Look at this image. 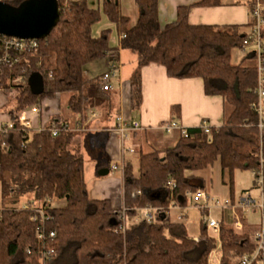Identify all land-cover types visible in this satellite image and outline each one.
<instances>
[{
	"label": "trees",
	"instance_id": "obj_1",
	"mask_svg": "<svg viewBox=\"0 0 264 264\" xmlns=\"http://www.w3.org/2000/svg\"><path fill=\"white\" fill-rule=\"evenodd\" d=\"M1 1L18 8L27 0ZM56 1L59 22L45 39L38 40L37 51L7 50L4 41L8 37L0 35V57L7 58L0 63V91L6 97L13 94L14 102L8 112L13 128L0 133V264H41L43 253L49 250L56 256L45 264H211L217 244L222 253L219 264H239L244 256H253L257 242L250 234L238 233L221 222L217 241L202 221L196 241L184 224L172 222L169 209L171 205L186 208L188 194L206 187L200 173L217 161L229 172L231 190L235 171L252 172L253 187H258L264 136L261 140L258 118L251 108L256 100L257 71L256 63H248L255 58L250 54L239 65L231 62L232 51L243 47L247 33L242 29L251 27L252 22L247 26L190 23L193 8L219 7L224 0L179 6L176 21L164 27L158 17V0H135L139 17L134 24L123 14L121 0H103L101 9L90 7L87 0ZM253 4V0L245 3L250 13ZM103 15L115 26L116 47L110 46L111 29L94 35L93 28ZM262 38L264 41V30ZM119 51L137 57L130 77L133 111L142 104L143 69L159 65L169 78L201 79L207 96L222 97L225 119L209 133L201 127L187 129L186 135L179 133L173 147L140 152L137 177L131 163L125 164L124 208L114 209L110 200L90 197L78 134L66 128L62 116L33 132L20 126L17 115L36 107L41 112L46 100L68 94V109L84 125L93 102L110 96L101 87V76L88 77L89 67L110 54L118 62ZM262 54L264 59V51ZM33 73L44 79V93L38 96L29 88ZM52 127L59 130L57 136L52 135ZM262 171L264 179V163ZM31 194L28 204L20 207ZM56 200L64 201L65 206H56ZM148 207L155 211L154 222L143 217L135 220ZM41 209L43 220L38 213ZM41 226L43 240L37 237ZM259 261H264L262 254L252 264Z\"/></svg>",
	"mask_w": 264,
	"mask_h": 264
},
{
	"label": "crops",
	"instance_id": "obj_2",
	"mask_svg": "<svg viewBox=\"0 0 264 264\" xmlns=\"http://www.w3.org/2000/svg\"><path fill=\"white\" fill-rule=\"evenodd\" d=\"M197 1L200 0H158V17L161 26L164 27L176 21L179 6L190 5ZM87 2L92 8L101 9L103 0H87ZM238 2V0H224V4L219 7L193 8L190 12L189 21L194 25L247 26L251 22V13L248 6ZM131 5L136 10L134 18L129 12ZM121 7L123 14L129 16L134 24L139 17V9L135 0H121ZM105 29L112 30L110 46L116 47L118 39L115 26L103 15L101 22L93 28L94 35L98 36ZM123 53V51H119L117 55L120 63H122ZM100 64H102L104 72L105 66L103 63ZM136 67L137 59L128 68L120 67L119 75L110 82L112 89L109 91V98L107 96L108 100L98 99L93 102L88 121L84 125L79 123L78 117L71 122L68 118L62 116L59 104L65 103H63L64 100L62 101L60 96L56 100H46L42 104L39 113L27 111V118L31 121V131H33L32 122L35 117H39L41 126L39 131H41L51 124V120L55 116H62L67 121L66 125L74 131L79 132L81 129L80 132L82 133L78 134V143L84 154V177L88 193L94 200H110L114 209L124 208L123 178L121 180H108L104 177L111 174L113 168H109V165L113 161H118L121 154L123 156L125 141L129 140L131 147L138 150L139 162L140 152L150 153L154 150L173 147L177 143L179 131L164 133L159 128L163 123L176 121L183 129H189L200 127L202 122L208 123L211 127H219L225 119L222 97L207 96L204 90V82L201 79H172L167 76L166 70L159 65H151L143 69L142 104L137 112L133 111L131 108L130 77ZM175 106L178 107V110L174 112L172 109ZM112 109H115L116 112L114 116L112 115L113 117L110 115ZM69 112L71 111L69 110ZM118 118H121L127 124L138 122L142 129L126 132L121 137L116 132ZM2 124L3 120L0 116V126ZM84 136H87L89 156L83 148ZM128 162L130 163L129 160H127ZM102 170H108L109 174L101 177L99 172ZM89 176L95 178L88 180ZM200 176L206 183L205 189L200 190L203 195H188L189 202L186 208L171 205L169 209L172 222L184 224L189 237L198 241L201 235L200 221L202 216L209 215L210 204H214L221 209L222 222L235 228L238 233H248L252 239H255L256 234L259 232L260 218L251 217L247 211H249L248 209H260L261 205L258 206L255 202L250 206L243 205L242 202L246 198L243 193H250L249 190H243L238 202H235V183L231 190L229 172L222 169L219 161L212 167L202 171ZM27 199H32V195H28ZM53 203L58 207L65 206V202L62 200H56ZM204 220L206 219L204 218ZM208 232L210 236L218 239V234L214 233L213 230L210 229ZM221 256V251L219 253L213 251L210 257L211 264H219Z\"/></svg>",
	"mask_w": 264,
	"mask_h": 264
},
{
	"label": "built area",
	"instance_id": "obj_3",
	"mask_svg": "<svg viewBox=\"0 0 264 264\" xmlns=\"http://www.w3.org/2000/svg\"><path fill=\"white\" fill-rule=\"evenodd\" d=\"M238 1L244 4L247 2V0H238ZM253 1H254V4H253L252 12H251V22H252L251 31L246 34L244 41H243L242 49H244V51H247L248 48H251L252 51L250 52V54L253 55L255 58L256 71H257L256 88H255L256 100L251 105V108L257 115V118H258L257 128L259 130L260 139L262 140V137L264 136V59H263V54H262L264 51V41L262 38V32L264 30V5H263L262 0H253ZM4 43H5V47L7 50H15L18 52H31V51L34 52L38 50L37 40H22L18 38L8 37L7 39H5ZM5 59L7 58L0 57V63L4 61ZM119 69H120V65L116 61L115 56L110 54V56L107 59L105 71L100 77L101 87L104 91H110L112 89L110 82L112 79L116 78L119 75ZM27 111H33V112L39 113V109L37 107L27 110ZM27 111L20 112L17 115V119H18L20 126L23 129L30 130L31 121L27 118ZM117 121L118 123L116 127V132L122 137L124 136L126 132L139 131L142 129L140 123L138 122L127 124L121 118H118ZM13 125L14 124L11 120L3 123L0 126V133H6L8 130L13 128ZM200 127L204 129L206 133H209L211 129V126L206 122H202ZM66 128L74 131V129H71L68 125ZM159 128L164 133H171L173 131H179V133L182 135H186V130H187V129H183L182 127H180V125L176 121H169V122L163 123ZM51 132L53 136H57L59 133V130L56 127H52ZM263 163H264V157L262 156V154H260V168L261 169H260V172L258 173L256 183L258 186L257 188L261 189L262 203L260 206L261 208L260 211L262 213V219L260 223L259 232L256 234L257 250L253 256L251 257L244 256L243 258H241L239 261V264H252V262L257 259L259 254H262L264 257V211H263L264 179H263V171H262ZM116 169H117L116 167H113V170H116ZM168 185L173 186L174 184L173 182H169ZM191 194L203 195L201 191H198L196 193H189L188 195H191ZM242 203L244 206H250L252 203H254V201L249 196V197H246ZM154 212H155L154 209L150 207L145 208L143 209L142 217L150 223L154 222V219H155ZM38 213L41 219L43 220V217H44L43 210L42 209L39 210ZM36 218H34L33 220L36 221ZM123 219L125 220V214H123ZM204 222H206L207 227L209 229L213 230L214 233L219 234L220 224H218L214 220H210V221L204 220ZM122 229L123 230L126 229L125 224L124 226H122ZM43 232H44V229L41 226L37 233V237L39 240H43L44 238ZM50 237L54 238L55 233L51 232ZM55 256H56V252L54 250L45 251L43 253L41 264H45L46 261H49L51 258ZM258 263L264 264V261H259Z\"/></svg>",
	"mask_w": 264,
	"mask_h": 264
},
{
	"label": "rangeland",
	"instance_id": "obj_4",
	"mask_svg": "<svg viewBox=\"0 0 264 264\" xmlns=\"http://www.w3.org/2000/svg\"><path fill=\"white\" fill-rule=\"evenodd\" d=\"M135 11L136 10H134V6L131 5L129 7V12H130V14L133 15L132 18H134V16H135L134 15ZM242 31L248 33V31L249 32L251 31V27H246V28L242 29ZM251 51H252L251 48H248L247 51H244V49H241V48H235L232 51V57H231L232 64H234V65L241 64L242 60L245 57H247L250 54ZM123 52H124L123 56L121 57L122 58V63H120L119 61L118 62H119V65H120L121 68L122 67H125V68L127 67L128 68L130 65L134 64V61H136L137 57H136L135 54H133L130 51H123ZM132 60H133V63H132ZM100 63H103V65L106 68L107 58L105 60L99 62V63L96 62L93 65H90L89 72H88V77L89 78H95V77L103 74L102 73L103 72L102 64H100ZM248 64H252L253 65V64H255V62L252 61V62H249ZM12 97H13V94L10 97L9 96L6 97L5 95H3V92L0 91V116H1V119L3 120V123L8 121V117H9L8 116V112L12 108H14V102H13V98ZM60 97H61L62 101L64 100L63 103H65V104H59V108L61 110V114H62V116L68 118L69 121L72 122V120H75V118H77V116L74 115L73 113L69 112V110H68V108L66 106V102H67V100L69 98V95L68 94H62ZM90 110H89V113L91 112ZM110 111H111V108H110ZM135 112H137V111H135ZM69 113H70V115H69ZM115 113H116L115 109H112V112L110 113V115L114 116ZM40 129H41V126L39 124V117H35L33 122H32V130L34 132H37ZM80 131H81V129L79 130V132H77V134L82 133ZM83 148H85L86 154H87V156H89L90 153L88 151L89 147L87 145V136L83 137ZM123 149H124L123 156L121 154V158H119L118 161H116V162L113 161L109 165V168L116 167L118 170L116 169L117 170L116 171V170L111 169V174L109 176H107V177H104L105 179H108V180L109 179H120L121 180L123 178V175H124V168H125V164H127V160H129L131 165H132L134 176L137 177L139 175V162H138V152H137L138 150L131 147V144H130L129 140L124 142ZM94 178H95L94 176L93 177L89 176L88 180H91V179H94ZM233 180H234V183H235V185H234L235 186L234 198L236 199L235 202H238L239 196H240L241 193H243L242 192L243 190H249L250 193H243L244 194L243 196L244 197L250 196V198L252 200H254L256 205H258V206L261 205V203H262L261 189L253 187L254 174L252 172H250V171H235L234 176H233ZM27 202H28V199L24 198L20 202L19 206L20 207H24V206H26L28 204ZM35 206H39V205L35 204ZM1 207H2V204H1V195H0V208ZM210 208H211V210H210L209 215L202 216V220L200 221V226H201V222L204 220V218L206 220H208V221L214 220L217 223H221L222 222L223 214L221 212L220 207L218 208L214 204H210ZM260 209H257V210L248 209L249 211H247V212L253 218L259 217L260 218V223H261L262 213H261ZM250 211H251V213H250ZM142 212H143V210H142ZM142 212L139 213L140 214L139 217L137 216L135 220H138V218L142 217V214H143ZM197 214L200 215L199 212H197ZM127 222H129V221H127ZM259 229H260V227H259ZM208 230H210V229L208 228ZM208 234H209V232H208ZM217 241H218V239H217ZM214 251L215 252L217 251L219 253V251H220L219 244H217V248Z\"/></svg>",
	"mask_w": 264,
	"mask_h": 264
},
{
	"label": "water",
	"instance_id": "obj_5",
	"mask_svg": "<svg viewBox=\"0 0 264 264\" xmlns=\"http://www.w3.org/2000/svg\"><path fill=\"white\" fill-rule=\"evenodd\" d=\"M60 8L56 0H27L18 8L0 1V35L22 40H43L57 26ZM33 95L44 93V79L41 74L33 73L28 80ZM108 170L99 172L107 176Z\"/></svg>",
	"mask_w": 264,
	"mask_h": 264
}]
</instances>
